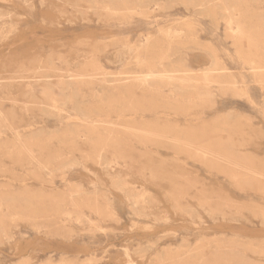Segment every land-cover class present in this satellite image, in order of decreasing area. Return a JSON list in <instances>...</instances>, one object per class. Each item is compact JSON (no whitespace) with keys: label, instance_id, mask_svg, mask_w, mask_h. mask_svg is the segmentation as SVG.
<instances>
[{"label":"rangeland","instance_id":"374dc122","mask_svg":"<svg viewBox=\"0 0 264 264\" xmlns=\"http://www.w3.org/2000/svg\"><path fill=\"white\" fill-rule=\"evenodd\" d=\"M0 264H264V0H0Z\"/></svg>","mask_w":264,"mask_h":264},{"label":"bare ground","instance_id":"6f19581e","mask_svg":"<svg viewBox=\"0 0 264 264\" xmlns=\"http://www.w3.org/2000/svg\"><path fill=\"white\" fill-rule=\"evenodd\" d=\"M154 70V69H153ZM152 71V70H151ZM157 72V71H156Z\"/></svg>","mask_w":264,"mask_h":264}]
</instances>
